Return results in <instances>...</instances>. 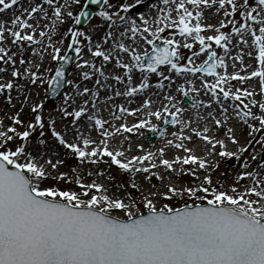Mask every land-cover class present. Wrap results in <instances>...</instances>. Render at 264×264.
Masks as SVG:
<instances>
[{"label": "snow or ice", "instance_id": "snow-or-ice-1", "mask_svg": "<svg viewBox=\"0 0 264 264\" xmlns=\"http://www.w3.org/2000/svg\"><path fill=\"white\" fill-rule=\"evenodd\" d=\"M0 92V264H264V0H28Z\"/></svg>", "mask_w": 264, "mask_h": 264}, {"label": "bare ground", "instance_id": "bare-ground-1", "mask_svg": "<svg viewBox=\"0 0 264 264\" xmlns=\"http://www.w3.org/2000/svg\"><path fill=\"white\" fill-rule=\"evenodd\" d=\"M149 2H150V0H144L145 5H147ZM27 4H28V0H19L17 6H16L15 8H11V9H9L8 11H6V12L0 14V17H3V18L11 17V15H12L13 13H19V11L21 10V5H23L24 7H27ZM97 10H98V9H97ZM97 10H96V11H97ZM86 26H87V25H86ZM86 26H85V27H86ZM203 58H204V57L201 56V59H203ZM249 62H251L250 58H247V57H246V63H249ZM253 66H255V65H253ZM250 70H251V69H249V71H250ZM228 71H229V72L233 71V68H232V66H231V62H229V68H228ZM152 79H153V81H154V80H155V77L153 76ZM254 80H255V79L250 80L249 83H254V82H255ZM234 83H235V82H234ZM92 84H93V81H88V82H86V86H92ZM2 98H3V97H0V117H2V116L4 115L5 112L13 111V109H11V106L5 107V105H4L3 102H2ZM59 102H60V100H59ZM117 102H119V103H123V102H124V103H125V99H124V98H117ZM131 106H132V107H136V106H138V105H137L136 102H133V103L131 104ZM105 116H107V113H105ZM129 119L134 120L135 118H133V117H129ZM10 122H11L10 120H8V119H4V123H5V125L9 124ZM171 130H173V129L170 127V130H169V131H171ZM142 131L145 132V135L149 132V131H147V130H142ZM127 135H129V136L132 137V143H133V142H135V144H136V143H143L145 149H150V150H153V151H154L155 148H158V147H160V146L162 145V140H161V138H160L158 141H156V142H152V143H150V144H146L145 142H142V141L144 140V138H145V135H144V136H139V135L136 134V133H130V134H127ZM135 144L133 145V148H134V149H135ZM113 146H115V144H114ZM153 146H154V147H153ZM173 151H175V150H174V149H170L168 155L171 156ZM154 182H156V181L154 180ZM157 183H158V182H157ZM142 210H143V209H142ZM117 214L122 215L121 213H117Z\"/></svg>", "mask_w": 264, "mask_h": 264}, {"label": "rangeland", "instance_id": "rangeland-1", "mask_svg": "<svg viewBox=\"0 0 264 264\" xmlns=\"http://www.w3.org/2000/svg\"><path fill=\"white\" fill-rule=\"evenodd\" d=\"M89 8L92 10V12H94V11H96V10L98 9V8H95V7H92V6H89ZM85 26H86V25H84V26H82V27H85ZM68 73H69V76H68L69 79H71L72 76L75 75V74L73 73V71H72V67H71V66H70L69 69H68ZM254 81H255V82L252 83V84H255V83H256V80H254ZM65 89H67V85H66V88H65ZM4 95H5L4 92H0V97H3ZM43 95H44V93H43V91H41V97H42ZM59 100H60V99H58L56 102H52V103H47V102H46L47 107H48V108H53L56 104L59 103ZM123 103H124V102H123ZM181 103L184 104L185 106H188V105H190V103H191V99H190V98H186V99L182 100ZM129 121H133V120L129 119ZM166 127H168V130H170V127H171V126H166ZM159 139H160V137L156 136L154 133L148 132V133L145 135V138H144V140H143L142 142H145L146 144H150V143H152V142H156V141H158ZM132 144L134 145L135 142H133ZM72 162H74V161H69V163H72ZM185 178H187V177H185ZM116 214H117V213H116ZM117 215H119V214H117Z\"/></svg>", "mask_w": 264, "mask_h": 264}, {"label": "water", "instance_id": "water-1", "mask_svg": "<svg viewBox=\"0 0 264 264\" xmlns=\"http://www.w3.org/2000/svg\"><path fill=\"white\" fill-rule=\"evenodd\" d=\"M96 7H99V5H96ZM89 12H90V14H91V11L89 10ZM82 25H84V23H83V21H82V23H81V26ZM67 68H68V66H66ZM63 91V90H62ZM62 93V92H61ZM59 97V96H58ZM58 97H51V96H49L48 97V101H55V100H57L58 99Z\"/></svg>", "mask_w": 264, "mask_h": 264}]
</instances>
